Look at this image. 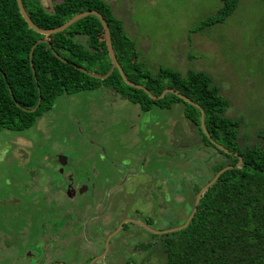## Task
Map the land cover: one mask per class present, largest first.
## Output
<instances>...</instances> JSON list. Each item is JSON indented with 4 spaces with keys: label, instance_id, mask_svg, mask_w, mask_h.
I'll return each instance as SVG.
<instances>
[{
    "label": "rangeland",
    "instance_id": "1",
    "mask_svg": "<svg viewBox=\"0 0 264 264\" xmlns=\"http://www.w3.org/2000/svg\"><path fill=\"white\" fill-rule=\"evenodd\" d=\"M56 1L41 0L48 9ZM105 1L144 66L153 74L159 67L183 75L188 69L207 72L229 101L225 114L241 120L239 143L257 140L256 131L264 125V0H238L230 15L210 24L201 22L219 9L220 0ZM67 145L91 156L70 155L64 149ZM58 150L69 154L70 164L72 157L80 167L126 169L139 173L138 178L154 176L155 185L167 167L169 202L162 207L158 224H153L163 230L185 221L194 187L212 176L211 163L217 158L216 150L202 143L196 126L184 116L181 103L142 110L99 85L56 96L52 107L24 130H0V199L12 198L14 190L24 188L18 180L21 171L34 169L45 159L53 165L52 155ZM182 181L185 190L179 197ZM152 261L163 264L164 257L155 253Z\"/></svg>",
    "mask_w": 264,
    "mask_h": 264
},
{
    "label": "trees",
    "instance_id": "2",
    "mask_svg": "<svg viewBox=\"0 0 264 264\" xmlns=\"http://www.w3.org/2000/svg\"><path fill=\"white\" fill-rule=\"evenodd\" d=\"M220 1L219 9L202 24L224 20L238 2ZM22 3L41 28L56 27L84 10L99 11L109 26L116 60L125 76L154 95L173 88L199 104L210 138L227 151L215 146L202 131L200 109L178 95L166 92L153 99L142 88L127 84L117 68L103 79L79 69L102 75L111 66L103 25L96 15H85L61 31L43 35L28 26L16 0H0V130H24L52 107L56 96L99 85L110 87L143 110L181 103L202 143L217 152L211 163L212 176L225 165L231 167L202 193L185 227L152 234L151 254L164 257L163 264H264V125L257 129L256 141L239 143L241 120L225 114L229 101L211 76L195 69L183 75L170 67H159L153 74L139 61L134 42L105 0H59L50 9L41 0ZM42 38L45 40L37 42ZM202 185L195 186V191Z\"/></svg>",
    "mask_w": 264,
    "mask_h": 264
},
{
    "label": "flooded vegetation",
    "instance_id": "3",
    "mask_svg": "<svg viewBox=\"0 0 264 264\" xmlns=\"http://www.w3.org/2000/svg\"><path fill=\"white\" fill-rule=\"evenodd\" d=\"M64 147L80 155L74 145ZM67 152L54 151L53 165L45 159L21 171L18 180L24 188L0 199V264H153L152 234H161L153 230L162 229L153 224L171 191L167 167L155 185L154 176L138 178L139 173L126 169L80 167L72 157L70 164Z\"/></svg>",
    "mask_w": 264,
    "mask_h": 264
},
{
    "label": "water",
    "instance_id": "4",
    "mask_svg": "<svg viewBox=\"0 0 264 264\" xmlns=\"http://www.w3.org/2000/svg\"><path fill=\"white\" fill-rule=\"evenodd\" d=\"M16 1H17V5H18V8H19V11H20L22 17L24 18V20L27 22L28 26H30L33 30H35L36 32H39V33H41L43 35H48V34H51V33H54V32L61 31V30L65 29L67 26H69L70 24H72L73 22H75L77 19H79V18H81V17H83L85 15H88V14L96 15L99 18L101 24L103 25L104 35H105V43H106V46H107V51H108V55H109V58H110L109 60L111 62V66H110L109 70L105 74H102V75L90 72V71H88V70H86V69H84L82 67H79V69L87 72L90 75L93 74V76H96V77H99L100 79H103L107 75H109L110 72L114 68H117L119 70L123 80L127 84H129L130 86L137 87V88H142L153 99L161 98L166 92H172V93L178 95L183 100L193 104L194 106H196V107H198L200 109V127H201L202 131L210 138V136L208 134V131L206 130L205 125H204V111H203L202 107L199 104H197L196 102L192 101L186 95L178 92L177 90H174L173 88H165V89H163L161 91V93L159 95H154L146 87L142 86L139 83H136V82H133V81L129 80L125 76L122 67L120 66L119 62H117V60H116L117 58H116L114 49H113L112 44H111L109 26H108L105 18L103 17V15L99 11L93 10V9L84 10V11H81V12H78V13L72 15L70 18H68L62 24H60V25H58L56 27H53V28H41V27L37 26L30 19V17L28 16V13L26 12V10H25V8L23 6L22 0H16ZM40 40H45V39L44 38L39 39V40H37V42L40 41ZM52 51H53V53L56 56H58L59 59L64 60L63 58H61V56L55 50L52 49ZM39 100H40V97L38 98V102H39ZM36 106L33 107V108H30V109H27V110L32 111V110H34L36 108ZM210 140L218 148H221V149H224L225 151H227L221 144L217 143L216 141H214L211 138H210ZM64 159H65V156H62V155L59 156V162L61 164H64ZM239 159H240V157H239ZM230 167H231V165H225V166L221 167L206 183H204L199 188V190L195 194V199H194V204H193L192 210H191V212L189 213V215L187 216V218L185 219V221L183 223H181V224H179L177 226H172L170 228H166L164 230H153V231L156 232V233H166V232L174 231V230L181 229V228L185 227L189 223L191 217L194 215V213H195V211L197 209V204L199 203V200H200V197H201L202 193L208 188V186L212 185V183L215 182V180L217 179V177L220 175L221 172H223L224 170H226V169H228Z\"/></svg>",
    "mask_w": 264,
    "mask_h": 264
}]
</instances>
